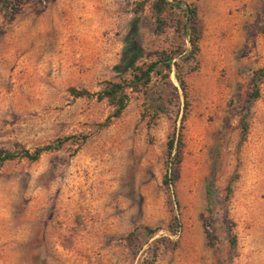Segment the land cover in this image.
<instances>
[{
	"label": "rangeland",
	"instance_id": "obj_1",
	"mask_svg": "<svg viewBox=\"0 0 264 264\" xmlns=\"http://www.w3.org/2000/svg\"><path fill=\"white\" fill-rule=\"evenodd\" d=\"M137 1L0 0V150L61 141L0 167V264H264V80L248 97L264 67V0H180L196 7L198 27L184 120L179 100L147 126L132 93L99 128L111 108L69 88L96 93L175 43Z\"/></svg>",
	"mask_w": 264,
	"mask_h": 264
},
{
	"label": "trees",
	"instance_id": "obj_2",
	"mask_svg": "<svg viewBox=\"0 0 264 264\" xmlns=\"http://www.w3.org/2000/svg\"><path fill=\"white\" fill-rule=\"evenodd\" d=\"M144 6H148L154 28L153 31L162 34L170 28L175 37L172 47L163 48L158 51L153 60L133 66L127 77L119 78L116 81H104L100 90L96 93H89L86 90L69 88V93L73 97L94 96L97 101H104L110 108L111 113L99 124V128L108 125L109 119L120 116L128 104L129 94L141 95L142 112L140 120L147 126L152 125L159 115L165 112L168 105L181 101L180 123L185 118L188 107V97L186 89V77L197 69L198 53V27L197 10L192 4H185L180 0H138L135 2V11H141ZM17 5L9 9L12 15ZM172 75L176 85L171 82ZM264 80V67L254 70L250 77L251 91L248 97L256 99L258 96V84ZM180 97V99H179ZM246 130L245 122L241 121V132ZM180 130L177 128L171 132L165 144L166 166L162 183L166 189L173 185L175 176L174 166L178 163V146L180 145ZM84 140L85 136H81ZM61 145V141L55 140L51 143L37 146L31 151L20 148L16 152L0 150V167L7 161L16 158H23L29 162L36 161L43 153L56 150ZM174 154L170 156L171 152ZM234 178V177H233ZM232 178L228 181V184ZM227 194L230 188H225ZM210 206L207 201V211ZM211 218L208 216L203 224L205 243L207 246L213 245L214 231L211 225ZM169 226L171 232H177L179 228L176 214L171 216ZM149 233L153 230H147ZM230 245L234 246V240H230Z\"/></svg>",
	"mask_w": 264,
	"mask_h": 264
}]
</instances>
